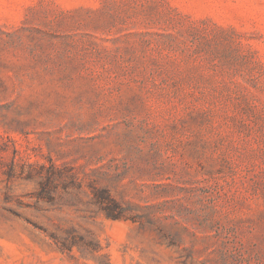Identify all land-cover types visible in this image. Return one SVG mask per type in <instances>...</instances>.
<instances>
[{
  "label": "rangeland",
  "instance_id": "rangeland-1",
  "mask_svg": "<svg viewBox=\"0 0 264 264\" xmlns=\"http://www.w3.org/2000/svg\"><path fill=\"white\" fill-rule=\"evenodd\" d=\"M0 144V264H264V0H0Z\"/></svg>",
  "mask_w": 264,
  "mask_h": 264
},
{
  "label": "trees",
  "instance_id": "trees-1",
  "mask_svg": "<svg viewBox=\"0 0 264 264\" xmlns=\"http://www.w3.org/2000/svg\"><path fill=\"white\" fill-rule=\"evenodd\" d=\"M7 147L5 148V146H3L2 144H0V174H2L4 177H6V180L8 182H12L14 181L16 178H18L19 176H17V163H16V159L18 156V151L15 149L14 153H15V157L13 158L12 162L7 165V168L4 169L3 166L1 165L2 161L1 158H3V153L7 152ZM100 202H105V200H112V198H108L105 195L99 196ZM108 211V215L109 217H113V218H118L116 216V210H113L111 208H109Z\"/></svg>",
  "mask_w": 264,
  "mask_h": 264
}]
</instances>
